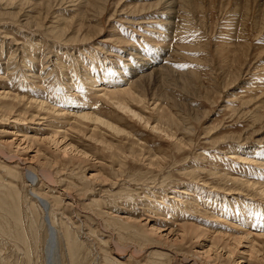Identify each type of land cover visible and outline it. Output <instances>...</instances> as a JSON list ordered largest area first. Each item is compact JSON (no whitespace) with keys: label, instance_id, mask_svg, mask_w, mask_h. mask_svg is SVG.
Returning a JSON list of instances; mask_svg holds the SVG:
<instances>
[{"label":"rangeland","instance_id":"1","mask_svg":"<svg viewBox=\"0 0 264 264\" xmlns=\"http://www.w3.org/2000/svg\"><path fill=\"white\" fill-rule=\"evenodd\" d=\"M25 166L63 264H264V0H0V264H44Z\"/></svg>","mask_w":264,"mask_h":264},{"label":"bare ground","instance_id":"2","mask_svg":"<svg viewBox=\"0 0 264 264\" xmlns=\"http://www.w3.org/2000/svg\"><path fill=\"white\" fill-rule=\"evenodd\" d=\"M35 23H36V26L38 25L39 27H40V23H38L37 21H34ZM28 23H32V21H28ZM35 26V27H36ZM54 28V27H53ZM56 29H57V26L55 27ZM66 31L67 30H65V29H62V27L61 28H59L58 29V33H59V35H63L64 33H66ZM55 32V31H54ZM57 33V34H58ZM61 38V37H60ZM74 40H78L77 38H74ZM103 77H105V75H103ZM108 78V77H107ZM119 79H121V77H118ZM101 79H104V78H101ZM106 79V78H105ZM114 78H108V81H111V80H113ZM122 93H113V92H110V93H108V92H105V93H103L104 94V96H106L109 100H111V102L112 103H114L116 106H118V108H120L121 110H124L125 112H130V113H132L134 116H136V117H138V118H140V119H142L143 117L138 113V112H136L135 110H133L131 107H130V104L124 99L125 97H124V95H128V93H130V91H128V89L127 90H125L124 89V91H122V90H120ZM116 92V91H115ZM131 94V93H130ZM124 97V98H123ZM17 98H18V96H17ZM142 99V98H141ZM143 100V99H142ZM45 104H46V101L45 100H41L40 101V107L42 106L44 109H47L46 107H45ZM2 107V106H1ZM9 107V106H8ZM11 107V106H10ZM6 108H7V106H6ZM42 108V109H43ZM9 108H7V109H4V111H6L5 113L3 112V114H2V116L1 117H4L5 118V116H7L8 118H9V116H10V111H11V109L10 110H8ZM8 113H9V115H8ZM80 114V113H79ZM80 116L82 117V118H84V119H90L91 121H95V122H98V123H102V124H105L106 126H108L109 128H111V129H113L114 131H116V132H122V130H120V129H118V128H116V126L112 123V122H110V121H108V120H106V119H104V118H102V117H100V116H98L96 113H94V112H90V111H87V112H84L83 114H80ZM21 118V117H20ZM145 119V118H144ZM149 121V120H148ZM148 122H146V124H147ZM158 125V124H157ZM155 126V125H154ZM152 127V128H154V129H159L160 131H163V132H165L169 137L170 136H173L171 133H169L168 131H166L165 129L163 130L162 128H159V125L158 126H155V127ZM187 129V128H186ZM52 137H49V139H51ZM64 138V140H65V138L66 137H62V139ZM53 139H54V137H53ZM55 140V139H54ZM64 140L62 141V143L64 142ZM56 142H59L60 143V141H58V140H56ZM56 142H55V144H56ZM59 143H57V144H59ZM58 146V145H57ZM68 146V151H69V149L70 150H75V149H77L76 147H74L73 146V144H68V143H65V148ZM67 149V148H66ZM65 149V150H66ZM78 150V149H77ZM76 150V151H77ZM4 152V151H3ZM66 152V151H65ZM71 152V151H70ZM81 153H84L85 154V152L84 151H80ZM5 154V153H4ZM2 155H3V153H2ZM6 155H4V157H5ZM17 156V155H16ZM15 155H12V157H16ZM4 159V158H3ZM6 159V158H5ZM8 159V158H7ZM5 161V160H4ZM3 161V162H4ZM7 161V160H6ZM6 163V162H5ZM5 163H4V165H5ZM10 164V163H9ZM20 164V163H19ZM7 165H8V162H7ZM12 165V164H11ZM3 167V166H2ZM7 168L8 167H10V166H6ZM38 168V167H37ZM46 168V167H45ZM13 169H15V170H13ZM9 170H10V174L11 175H13L12 177H18L19 175L20 176H23V178H27V177H30L31 178V180H28L29 182H31V185H32V192H30V193H28V195L30 196L28 199L29 200H31L32 202H35L40 208H41V210L43 211V216L41 215V217L39 216H37V212H36V214H35V211H36V208L37 207H35V206H33V205H31L29 208L31 209V210H33L34 212H32V211H30V213L32 212V215H31V219L32 220H30V221H32V223L31 224H36L35 225V230L36 231H38V229H39V227H40V222H44L45 223V225H46V227H47V233H48V239H47V241H46V256H44V264H63L62 263V260H61V255H60V247H64V249L66 248V253H67V258H68V260H69V262L71 263L72 262V260L74 259V257H75V255H76V249H78L77 247H76V244H75V241H74V237H76V236H74L73 237V235H75V234H73V232L71 231V230H68V229H63L62 231H60V230H58L57 229V226H56V224H55V221L53 220V218H52V204H51V201H49V199L47 198V196L46 195H42V194H40L39 192H37L34 188H33V186H35V185H37L38 183H39V180L35 183V181H36V177L37 178H39V175L34 171V170H32L31 168H29V166L27 167V166H25L24 168H22L21 169V171L19 172L16 168H9ZM8 169H7V173H8V171H9ZM45 169H42V172L44 171ZM44 174H46V170L43 172ZM42 173V174H43ZM52 172H50V174H51ZM214 174H218V172H213ZM49 174V175H50ZM9 175V174H8ZM10 175V176H11ZM1 176V175H0ZM45 176V175H44ZM51 177L53 176V174H51L50 175ZM222 177V176H221ZM46 178H48V180H49V182L51 183V182H53V180L55 179H53L52 180V178L51 179H49V176L47 175L46 176ZM45 178V179H46ZM28 179V178H27ZM44 181V180H43ZM56 182V181H55ZM54 184V183H53ZM55 185H56V183H55ZM7 186V185H6ZM6 186H4V187H6ZM10 186H12V185H10ZM15 186V185H14ZM8 187H9V185H8ZM8 187H6V188H8ZM17 189H19V188H17ZM15 187H12V188H8V193H7V195L6 194H4L5 196H6V202H7V200L9 201H11V199L10 198H12V200H14V202H15V199H16V197H17V199H19V194H20V191H18ZM31 190V189H30ZM3 191V190H2ZM10 192H12L11 194H10ZM262 192H264V189H262ZM3 199V198H2ZM17 199H16V201H17ZM3 201V200H2ZM12 203V202H11ZM10 204V203H9ZM1 207V206H0ZM12 207H13V204H12ZM14 208L16 209V210H20V200L19 201H17L16 202V204H15V206H14ZM13 210V209H12ZM8 212H9V210H8ZM13 212V211H12ZM53 212H54V210H53ZM19 213V212H18ZM11 216V215H10ZM13 218V217H12ZM55 218V217H54ZM18 220H20V219H16V221H18ZM10 221V220H9ZM15 221V222H16ZM13 222V221H12ZM19 223H20V221H18ZM80 222V221H79ZM30 224V225H31ZM80 224V223H79ZM82 224H83V222H82ZM81 224V225H82ZM16 225H18V224H16ZM1 228H2V226H0ZM15 227V226H14ZM31 227V226H30ZM76 227V226H75ZM83 227V226H82ZM16 228V227H15ZM15 228H14V230H15ZM32 228V227H31ZM79 228V227H78ZM7 229V228H6ZM18 229V228H17ZM33 229V228H32ZM5 230V229H4ZM82 230V229H81ZM33 231V230H32ZM78 231H79V229H78ZM12 232H14V231H12ZM11 232V233H12ZM16 232H18L17 230H16ZM16 232L14 233V236H15V234H16ZM22 232H23V229H22ZM34 232V231H33ZM75 232H76V230H75ZM24 234H25V232H24ZM24 234H21V232L19 233V237L18 238H21V239H19V240H24V241H26V239H24V237H26V235L24 236ZM31 235V234H30ZM33 235V234H32ZM80 235V234H79ZM13 236V237H14ZM37 236V235H36ZM16 237V236H15ZM27 238V237H26ZM59 240H60V244H59ZM27 242V241H26ZM27 245H28V243H27ZM31 245V244H30ZM62 250V249H61ZM28 251L30 252V247H28ZM45 251V250H44ZM118 253L119 252H124L125 251V249H120V248H117V250H116ZM116 252V253H117ZM122 252V253H123ZM64 254V253H63ZM159 254H161V253H159ZM162 254L163 255H165L166 253H163L162 252ZM169 254V253H168ZM30 255V254H29ZM78 255H80V254H78ZM120 256H121V254H120ZM79 257V256H78ZM77 257V259H79ZM75 261H76V259H74ZM118 260V257H117V259H116V261ZM120 261V260H119ZM111 262V264H121V263H118V262H115V261H110ZM121 262V261H120ZM80 263V262H79ZM198 263V262H197ZM196 263V264H197ZM76 264H77V262H76Z\"/></svg>","mask_w":264,"mask_h":264}]
</instances>
